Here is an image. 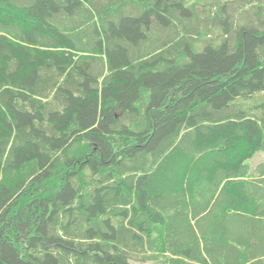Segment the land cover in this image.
Wrapping results in <instances>:
<instances>
[{"label":"trees","instance_id":"trees-1","mask_svg":"<svg viewBox=\"0 0 264 264\" xmlns=\"http://www.w3.org/2000/svg\"><path fill=\"white\" fill-rule=\"evenodd\" d=\"M0 264H264V0H0Z\"/></svg>","mask_w":264,"mask_h":264}]
</instances>
